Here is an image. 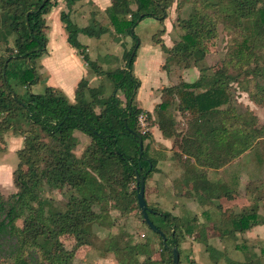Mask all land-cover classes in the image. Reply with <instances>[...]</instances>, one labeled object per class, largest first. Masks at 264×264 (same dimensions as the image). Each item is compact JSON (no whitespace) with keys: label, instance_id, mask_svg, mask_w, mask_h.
Here are the masks:
<instances>
[{"label":"trees","instance_id":"1","mask_svg":"<svg viewBox=\"0 0 264 264\" xmlns=\"http://www.w3.org/2000/svg\"><path fill=\"white\" fill-rule=\"evenodd\" d=\"M42 1L0 0V152L7 131L23 137L12 174L17 190L8 198L0 192V211L4 213L0 232L7 229L16 241L14 254L1 264H72L74 248H66L60 236L70 234L78 245L91 244L92 225L104 222L93 205L112 200L121 214L139 208L136 187H130L135 169L140 165L145 178L155 166V159L147 156L148 143L139 152L138 137L143 146L151 135L137 126L142 109L134 101L140 84L132 69L139 46L134 28L143 16L151 15L162 24V34L168 9L177 0H112L105 10L109 26L118 34L130 36L133 45L123 52L125 65L107 71L90 58L77 35L82 32L99 37L109 27L101 25L95 16V25L80 27L69 11H60L68 43L93 74L106 76L113 86L111 93L104 95L102 85L92 87L82 77L72 101L51 85H45L42 92H33L32 88L40 82L41 64L36 60L47 52L46 15L60 1L70 9L79 0H45L40 7ZM191 1L195 8L187 18L178 19L183 29L181 38L170 47L156 40L167 53L165 58L182 56L185 68L196 65L207 53L206 42L216 36L220 22L231 27V42L220 66L206 75L205 87L201 88V80L165 87L167 96L155 107L157 125L165 137L176 133L178 123L167 111L176 98V110L186 117L176 159L184 179L191 184L192 196L218 211L219 236L234 243L238 234L264 223L258 211L264 185L246 188L252 197L247 208L221 210L214 200L223 195L231 199L233 193L222 181L209 180L208 170L221 168L264 140V125L257 126L256 120L244 121L230 105L222 108L229 103L231 81L238 76L264 75V0ZM147 8L149 12H145ZM251 61L254 67H250ZM234 68L238 70L236 75L229 73ZM243 89L252 101L264 104V85ZM118 90L125 96L124 104ZM75 130L91 137L80 156L74 153ZM45 185L67 186L76 193L69 196L63 209L53 208L41 195ZM148 208L149 218L150 214L157 215L158 223L150 219L166 237L167 245L162 241L163 250L169 254L166 264L172 261L170 246H177L180 252L182 240L189 235L205 243L214 264L222 256L223 264H262L257 254L244 246L233 245L246 252L242 260L212 247L204 225L196 217L187 219ZM111 250L118 264H156L150 258L138 260L137 245L126 240L124 234L117 237Z\"/></svg>","mask_w":264,"mask_h":264},{"label":"rangeland","instance_id":"2","mask_svg":"<svg viewBox=\"0 0 264 264\" xmlns=\"http://www.w3.org/2000/svg\"><path fill=\"white\" fill-rule=\"evenodd\" d=\"M177 1L169 7L167 17L164 19L170 27L167 33L165 30L162 34L159 32L162 24L151 15L143 16L134 28L139 46L132 69L133 74L140 81L134 101L136 106L142 109V112L138 115L137 126L141 132L150 133V138L143 141V147L148 143L147 156L155 159L153 170L144 179V198L148 207L155 208L160 212H169L172 215L187 219L196 217L198 222L204 225L207 242L215 249L224 250L226 256L236 260L244 259L246 252L244 253L242 248H233V245L236 244L256 253L257 260L264 264L263 240L258 238L248 240L239 235L236 242L233 243L227 238L220 237L217 226L219 223L216 220L218 211L214 208V205L201 204L192 196L191 184L184 179L183 168L175 156L180 151V140L186 127V117L182 116L175 108L176 98V102L170 104L167 111L173 115L178 123V130L171 137L168 146H164L163 142L156 138V133L163 136L157 125L158 117L155 107L166 98L165 87L176 85L181 81L194 82L196 80H201V88L205 87L206 75H210L220 66L231 42V32L229 30L231 27L220 22L216 27V36L206 42L207 53L202 59L198 60L196 65L185 68L182 56H174L167 60L165 58L167 53L161 50L160 44L156 40H161L166 46H172L183 34L178 19L187 18L192 9L195 8L191 0ZM88 2L90 3V1ZM76 3H80V1ZM67 9L68 7L60 1L46 15L47 34L50 30H54V20L56 18L54 13L57 12L56 16L59 20L60 11H67ZM149 9H145V12H149ZM86 10L88 11V17L84 21L79 19L81 26L95 25L92 23L90 16L92 13V16H95L101 25L109 27L99 37L88 36L82 32L78 33L77 38L80 43L90 44V51H88L90 58L106 71L124 66L123 52L133 45V39L130 36L115 32L113 27L109 26L105 11L96 10L92 7ZM73 15L72 17L77 19L78 16ZM62 27L64 29V25ZM55 33L57 37H61L60 32ZM153 45H156L162 51L161 58L153 53ZM59 48L61 46L57 47L58 51ZM64 55L65 53L57 58L59 68L64 69L61 77H58L61 78L60 80H66L70 77L67 75L68 72L65 74L66 71H69L67 67L70 64ZM42 58L36 60L37 65L41 63ZM85 67L88 71L85 78L88 80L89 85L96 88L102 85L104 95L110 94L113 86L109 79L104 75H95L87 65ZM250 67H254L252 61ZM38 68L40 69V82L33 86V92H42L43 87L47 84L46 70L42 67ZM58 72L59 70H57ZM237 72L238 70L234 68L230 69L229 73L236 75ZM163 73H166L168 78H165ZM254 85H264L263 74L238 76L231 81L229 103L222 106V108L230 105L244 121L256 120V125L261 126L264 125V104L252 101L243 89ZM117 96L124 104L125 96L123 92L118 90ZM74 135L76 137L74 153L80 156L85 147L91 142V137L78 130L74 131ZM4 139V150L0 152V192L5 198H8L10 194L17 190L12 174L18 163L16 152L23 146V137L14 134L12 131H7L4 134ZM236 158L238 159L236 160ZM236 158L222 166L220 170L211 172L208 179L222 181L232 191V198H244L248 203L246 206H239L238 204L224 206L222 201L230 199L223 195L214 200V203L220 205L221 210L231 209L236 212L247 208L252 197L246 191V188L252 190L255 186L264 185V140ZM130 187H136L135 181L131 183ZM73 193H76V191L67 186L45 185L41 189L42 197L48 199L53 208L63 209L69 196ZM93 210L104 219V222H96L92 225L91 244L78 245L75 238L70 234L60 236V240L66 248H74L72 264H118L117 258L111 249L115 240L121 234H124L126 240H130L132 244L137 245L136 258L138 260L142 261L145 258H150L156 264H166L165 261L169 259L168 251L163 250L161 238L145 223L140 215L139 208L121 214L114 201L109 200L93 205ZM258 211L264 219V199L259 202ZM3 214L0 211V219ZM150 218L157 223L159 222L156 214H150ZM18 226L21 227V220L18 221ZM15 249L14 236L7 229L0 232V264L5 259H9L14 254ZM211 254L212 252L206 248L205 243L195 240L194 235L185 236L180 244L179 264H214ZM223 263L224 257L222 256L219 258L218 264Z\"/></svg>","mask_w":264,"mask_h":264},{"label":"crops","instance_id":"3","mask_svg":"<svg viewBox=\"0 0 264 264\" xmlns=\"http://www.w3.org/2000/svg\"><path fill=\"white\" fill-rule=\"evenodd\" d=\"M79 1L80 3L74 4L70 9H67V11H69L70 17L80 27L82 26L79 24V19L81 21H84L88 17V11L86 9H90L92 7L96 10L105 11L112 3V0H79ZM88 1H90V3ZM55 14L57 15V12L54 13V15ZM73 14L78 16L77 19L72 17ZM56 15H55L56 18L54 20L55 21L54 30H50L49 34H47L48 36L47 52L43 56L40 64H41V67L46 70L45 72L47 75L46 85H51L55 88L60 89L61 91L65 93V95L69 98V100L72 101L74 97V89L76 87L78 80L82 77H86L88 71L85 67L86 65L85 62L83 61L81 56L76 52V49H74L68 43L67 39L65 40L66 35L62 27L63 23L60 21V19L58 20V17ZM90 16L91 18L93 17L92 13L90 14ZM164 26H165V32L167 33L170 27H168V24H166V21H164ZM55 29H59V30H55ZM55 32H60L61 37L60 38L59 36L57 37ZM82 44L86 45L87 52L90 51V44L88 43L87 44L82 43ZM58 46H61V48H59V51L57 49ZM152 50L154 51L153 53H155L156 55H158V57L161 58L162 51L158 49L156 45H153ZM63 53H65L64 56H66L70 64L67 67L69 71L65 72V74H67L68 72L67 75H69L70 77H68L66 80L64 79L60 80L61 78H58V77H61V73L64 69H61L62 67L59 68L57 58L59 55H62ZM57 70H59L58 73H57ZM163 74L165 78H168V75L166 73H163ZM156 138L161 140L164 146H168L167 144H169L170 140L172 139L171 137L160 136L159 133H156ZM237 159L238 158H236V160ZM220 169L221 168L210 169L208 170V175H210L211 172L218 171ZM238 199L239 198H232L230 200L222 201V204L224 206H234L237 204L239 206L247 205L248 202L244 198L239 199V200ZM239 235L243 236V238L248 239V240L258 238L264 241V224L253 226L247 229L246 231H244L243 233L238 234V236Z\"/></svg>","mask_w":264,"mask_h":264},{"label":"water","instance_id":"4","mask_svg":"<svg viewBox=\"0 0 264 264\" xmlns=\"http://www.w3.org/2000/svg\"><path fill=\"white\" fill-rule=\"evenodd\" d=\"M42 1L40 7L42 6L43 2ZM39 7V8H40ZM138 145H139V152H142V138L139 136L138 137ZM141 167L140 165L138 166V169H135L136 175H135V183H136V196H137V203L140 209L141 216L145 223L149 226V228L152 231H155L156 233H159L162 236V241L165 245L166 244V237L164 236V233L159 229L149 218L148 212L149 208L146 203V200L144 198V175L140 174ZM170 250L172 253V261L171 264H179V252L177 246L173 245L170 246Z\"/></svg>","mask_w":264,"mask_h":264},{"label":"built area","instance_id":"5","mask_svg":"<svg viewBox=\"0 0 264 264\" xmlns=\"http://www.w3.org/2000/svg\"><path fill=\"white\" fill-rule=\"evenodd\" d=\"M142 118L144 119V117L142 116ZM141 117L139 118L140 120L142 119Z\"/></svg>","mask_w":264,"mask_h":264}]
</instances>
